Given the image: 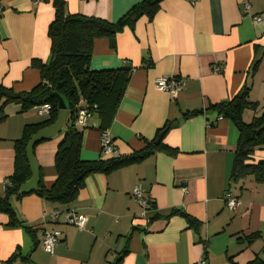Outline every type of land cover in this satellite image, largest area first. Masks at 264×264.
Segmentation results:
<instances>
[{
    "label": "crops",
    "instance_id": "1",
    "mask_svg": "<svg viewBox=\"0 0 264 264\" xmlns=\"http://www.w3.org/2000/svg\"><path fill=\"white\" fill-rule=\"evenodd\" d=\"M53 0H0V84L16 93L29 92L41 81L33 60L47 62L54 20ZM142 0H66L69 14L116 22ZM249 3V15L244 4ZM260 17L257 22L254 18ZM116 46L106 38L93 43L92 70L134 68L129 85L108 129L118 157L143 149L147 141L170 124L163 143L178 153L157 152L144 162L109 176L88 177L70 205L53 204L31 194L13 197L12 207L23 226H9L0 212V264L14 254L31 264H113L128 251L122 264H248L264 262V183L248 176L231 179L238 131L234 124L208 111L249 88V99L260 103L246 111L250 123L264 112V0H164L157 14L140 18L134 31L125 29ZM260 64L256 71V62ZM220 68V72H214ZM174 76L183 92L173 100L155 82ZM0 193L14 171V143L28 124L47 118L9 104L0 117ZM83 130L81 159L106 160L99 121L92 118ZM65 129L34 149L42 183L50 189L57 179L55 156ZM264 162V148L251 163ZM141 184L152 202L146 219L132 195ZM232 187L234 189H232ZM239 201L236 212L225 195ZM87 217L84 229L51 223L50 214L66 210ZM173 211L180 213L166 219ZM199 223L194 228L185 215ZM159 216L151 221L154 216ZM164 216V217H162ZM25 227L35 231V242ZM46 230H58L61 239L54 254L41 247ZM255 236V238H251ZM12 264H25L16 259Z\"/></svg>",
    "mask_w": 264,
    "mask_h": 264
},
{
    "label": "trees",
    "instance_id": "2",
    "mask_svg": "<svg viewBox=\"0 0 264 264\" xmlns=\"http://www.w3.org/2000/svg\"><path fill=\"white\" fill-rule=\"evenodd\" d=\"M163 1L142 0L116 22L69 14L66 0L52 1L55 16L48 28V37L51 41L50 57L45 63L40 60L32 62V67L40 71L39 85L29 92L16 93L12 88L0 84L1 110L9 104L21 105L24 112L31 111L36 105L51 106L50 117L40 123L26 125L21 138L14 143V171L7 179L3 194L0 193V212L10 217L9 226H23L12 207L13 197L23 198L37 194L53 204L70 205L77 199L88 177L92 175L109 176L124 168L140 164L157 152H166L170 155L178 153L176 149L163 143V137L159 145H156L158 137L161 134L164 136L171 128L170 124H166L158 131L155 139L147 141L143 149L129 156L84 161L80 156L83 130L76 124L79 112L85 110L92 118L99 121V130L109 129L134 70L130 65L117 69L92 70L90 60L94 41L106 38L115 48L118 34L127 28L134 31L136 22L142 17L152 19ZM259 64L260 60L256 62L253 71L258 69ZM249 90L245 88L228 102L211 105L205 111H195L186 114L185 117L214 111L220 117L230 120L239 134L231 174L232 181L238 182L252 176L256 182L264 183V162L259 161L256 164L250 162L255 151L264 148V112L250 123L244 121L246 111H257L260 108V103L250 101ZM57 94L62 95L68 102L67 119L62 126L65 135L55 156L57 179L50 189H46L40 174L39 188L33 193L21 194L22 186L32 178V169L27 156L28 145L36 133L57 122L60 113ZM4 119L5 117L1 116L0 122ZM49 140L45 139L37 143L35 148ZM150 204L152 209L151 201ZM178 213L180 212L173 211L165 218L169 219ZM183 215L192 227L198 228L199 223L188 215ZM158 217L154 216L151 221ZM25 230L36 242L35 231L28 227H25ZM252 238L255 236H251L250 239ZM127 253L128 251L122 252L121 257L113 264H122ZM18 258L25 264H31L30 258L22 257L21 254H14L6 264H12ZM248 264H264V262L257 257Z\"/></svg>",
    "mask_w": 264,
    "mask_h": 264
},
{
    "label": "built area",
    "instance_id": "3",
    "mask_svg": "<svg viewBox=\"0 0 264 264\" xmlns=\"http://www.w3.org/2000/svg\"><path fill=\"white\" fill-rule=\"evenodd\" d=\"M34 2L38 3L41 0H33ZM191 4H194L197 0H188ZM245 13L249 15L250 12V5L249 3L244 4ZM4 8L0 4V14L3 12ZM250 16V15H249ZM257 22L261 21L260 17L254 18ZM220 68H216L214 72H220ZM156 88L160 91L168 93L173 100L177 99L180 94L183 92V82L174 76H164L160 77L155 82ZM39 116L44 118H49L51 114V106L49 104L43 105H36L32 108ZM92 116L88 114L87 111L81 110L77 117V126L79 128H88L90 125V121ZM101 146H102V153L104 156L107 157H117L118 152L113 146V140L109 134L108 129L101 131ZM132 195L139 204L141 208L140 216L143 219H146L147 213L151 210L150 199L146 195L145 190L141 186V184L136 185L133 188ZM226 206L230 211L236 212L239 207L238 199L233 196L231 193H227L225 195ZM50 222L55 223H65L68 225L75 226L79 229H84L87 224V217L84 215L78 214L76 211H59L50 214ZM61 239V232L58 230H46L42 240H41V247L45 250V252L49 254H54L55 248L60 242ZM200 264H205L202 261Z\"/></svg>",
    "mask_w": 264,
    "mask_h": 264
},
{
    "label": "water",
    "instance_id": "4",
    "mask_svg": "<svg viewBox=\"0 0 264 264\" xmlns=\"http://www.w3.org/2000/svg\"><path fill=\"white\" fill-rule=\"evenodd\" d=\"M56 97L58 100V106L60 110L57 122L53 126L43 129L39 131L38 133H36L32 137L28 145L27 156H28V160H29V163L32 169V178L26 184L22 186L21 192H20L21 194H30V193L35 192L39 188L40 171H39V167L37 165V162L34 156L35 145L45 139H51L59 135L62 131V126L67 119L68 102L62 95L57 94ZM162 137H163V134H161L158 137L156 141V145H159V143L162 140Z\"/></svg>",
    "mask_w": 264,
    "mask_h": 264
},
{
    "label": "rangeland",
    "instance_id": "5",
    "mask_svg": "<svg viewBox=\"0 0 264 264\" xmlns=\"http://www.w3.org/2000/svg\"><path fill=\"white\" fill-rule=\"evenodd\" d=\"M250 112V111H249ZM232 189H234L233 187H232Z\"/></svg>",
    "mask_w": 264,
    "mask_h": 264
}]
</instances>
